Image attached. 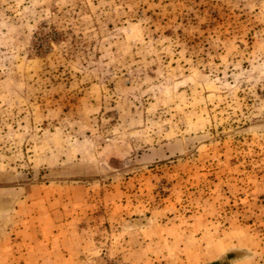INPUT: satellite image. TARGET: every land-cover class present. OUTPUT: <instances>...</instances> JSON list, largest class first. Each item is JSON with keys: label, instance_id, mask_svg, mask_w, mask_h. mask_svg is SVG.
Listing matches in <instances>:
<instances>
[{"label": "rangeland", "instance_id": "rangeland-1", "mask_svg": "<svg viewBox=\"0 0 264 264\" xmlns=\"http://www.w3.org/2000/svg\"><path fill=\"white\" fill-rule=\"evenodd\" d=\"M165 164L264 187V0H0V188Z\"/></svg>", "mask_w": 264, "mask_h": 264}, {"label": "crops", "instance_id": "crops-1", "mask_svg": "<svg viewBox=\"0 0 264 264\" xmlns=\"http://www.w3.org/2000/svg\"><path fill=\"white\" fill-rule=\"evenodd\" d=\"M149 169L140 178L136 168L132 186L125 178L97 188L73 180L47 197L28 184L0 188L19 194L0 195L9 207L0 214V264H264L263 185L233 190L205 179L204 168L165 164L171 191L161 197Z\"/></svg>", "mask_w": 264, "mask_h": 264}]
</instances>
